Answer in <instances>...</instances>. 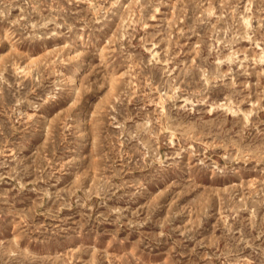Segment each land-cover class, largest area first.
<instances>
[{
    "label": "rangeland",
    "instance_id": "obj_1",
    "mask_svg": "<svg viewBox=\"0 0 264 264\" xmlns=\"http://www.w3.org/2000/svg\"><path fill=\"white\" fill-rule=\"evenodd\" d=\"M0 264H264V0H0Z\"/></svg>",
    "mask_w": 264,
    "mask_h": 264
}]
</instances>
